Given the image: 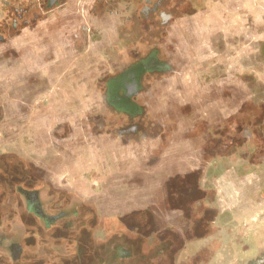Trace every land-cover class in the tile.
I'll use <instances>...</instances> for the list:
<instances>
[{
	"label": "rangeland",
	"instance_id": "374dc122",
	"mask_svg": "<svg viewBox=\"0 0 264 264\" xmlns=\"http://www.w3.org/2000/svg\"><path fill=\"white\" fill-rule=\"evenodd\" d=\"M128 1L0 0V22H4L0 26L4 31L13 21L35 27L44 19L51 23H62L63 19L65 25L74 23L82 26L80 34L84 45L97 42L98 46L100 42L103 46H110L119 42L125 50L127 43L134 41L139 34L137 27L142 22L138 12L146 4L141 0ZM52 2L58 4V8L68 10L69 15L51 14L46 17L47 11H43V8L52 6ZM261 3L264 6V0ZM200 6H203L202 1L192 8L197 10ZM211 6L209 3L206 8L214 9ZM167 7L170 9L171 4ZM261 9L264 11V7ZM72 10L77 11L75 16H72L75 13ZM114 10L123 12L113 14L111 11ZM263 15L259 16L261 20H264ZM191 16H179L173 22L176 25L171 26L169 35L158 39L160 45L156 48L165 50L161 53L160 60H175L173 66L179 77L167 79V74L171 73V65L165 63L160 71V74H166L162 80H144L145 93L151 90L155 96L149 100L145 94L135 101L138 110L141 107L146 109L142 120L146 121L145 124L147 120L153 123L169 119L188 120L189 108L184 106L179 111L175 109L179 108L180 103L184 104L192 99L197 105H204L203 111L191 110L195 116L208 115L209 119L217 121L222 117L226 119L224 116L231 106H252L254 112H246L247 118L263 121L264 47L261 45L264 43V26L255 32L256 38L262 40L260 47L257 42L256 48H243L242 44L230 42L238 36L239 31V36L245 38V43L252 36H248L251 32L247 29L241 28V22L247 20L248 16L234 13L233 16L214 17L204 12L195 17L197 28L200 25L209 26L202 38L183 32L185 27L193 26L195 31L196 24ZM76 19L78 21L75 22ZM212 22L219 28L215 33L212 32L215 31L213 26L210 27ZM237 27L240 29L238 32ZM67 29L71 28L66 26L64 30ZM92 30L96 33H92ZM91 34L96 39L90 37ZM204 39L211 42L210 52L206 54L200 48V42L203 43ZM184 41L192 44V48H186ZM179 42L180 48L176 46ZM168 46L170 52L167 50ZM126 53L129 54L130 51ZM124 56H120L122 60ZM183 62L193 64L185 68ZM79 64L81 71L84 70L82 66L86 67L84 64L88 65L81 56ZM94 72L99 73V70L90 64L87 74ZM84 78L86 75L79 80L80 89L77 93L71 90V84L75 85L76 81L64 79L62 91L55 95L49 88L43 96H12L11 90L0 81V264H174L175 258L171 257L173 205L153 203L144 207V203H127L130 195L141 196V191L134 186L135 182H130L131 179L123 187L120 184V180L124 179L122 177L129 174L128 169L136 166V161L126 153L125 161L108 158L110 176L102 173L100 176H93L95 170L104 168L102 154L105 145H112L113 148L118 142H110L114 138L113 133L105 139L109 129L124 123L130 124L134 119L131 120L133 117L119 110L117 113L111 112L105 105L108 104L106 91L101 96L93 89L94 81L83 80ZM233 83V93L219 92L221 87L225 88ZM175 84H178L180 92L166 95V90H171ZM23 100L29 105L27 112L19 108L23 107ZM147 100L150 106L146 105ZM41 104L44 106L40 110ZM56 107L58 111H48ZM147 109L151 114L147 113ZM46 110L49 112L47 116ZM139 113L136 112L137 116ZM63 117L77 121L73 127L74 135L78 131L79 136L83 132L87 136L95 132L97 138L92 146H88L90 149L85 150L87 147L82 143L74 144L76 146L72 148L69 141H44L45 137L42 136L45 125L47 126L45 121L51 124ZM256 129V142L264 147L262 129ZM98 134L102 135L99 137ZM58 135L65 136L60 132ZM181 147L182 145L173 155H178ZM115 154L117 157L121 155L119 150ZM226 164L230 166L228 162ZM123 192H126L125 195ZM228 198L227 203H231V196ZM141 206L143 208L130 210ZM177 209H181L179 214L183 215L182 208ZM239 212L241 221L236 227L233 242L240 252L238 257L245 259L255 250L252 248L264 246V220H260L264 217V207L257 208L254 212L248 208ZM212 214L213 212L207 211L208 217ZM183 229L181 227L175 230V237L178 236L176 249L183 246L182 235L179 234ZM127 242L137 244V251L128 258L118 256L117 247ZM185 256L184 254L183 257Z\"/></svg>",
	"mask_w": 264,
	"mask_h": 264
},
{
	"label": "crops",
	"instance_id": "0c3cea01",
	"mask_svg": "<svg viewBox=\"0 0 264 264\" xmlns=\"http://www.w3.org/2000/svg\"><path fill=\"white\" fill-rule=\"evenodd\" d=\"M150 1L148 0L149 8L147 10L145 4L138 12L142 22L137 27L139 34L134 41L127 43L125 50L119 42L110 46H103L100 42H98V46L97 42L95 44L88 42L84 45L81 42L80 34L82 26L74 23L65 25L63 19H61L62 23L57 21L51 23L50 20L44 19L35 27L25 26L18 21H13L16 25L11 26L13 23L10 21L8 28L0 32V81L3 85L5 83L8 90H11L12 96H27L29 94L43 96L47 94L49 88L55 92V95L62 91L61 84L64 79L76 81L75 85L71 84V90L77 93L80 89L79 80L81 76L86 75L83 80L94 81L95 88L93 89H96L101 96L106 91V95L109 97L118 84L116 81L124 79L127 82L124 84L125 89L121 90V94L129 95L130 101L135 104L140 96L143 97L146 94L149 100L155 96L151 90L145 93L144 80L150 78L160 81L166 76L163 72L160 74L161 70L157 69L132 71L134 70L132 67L136 64L143 61L166 63L168 66L171 65V73L167 74V79H178V71L173 66L175 60L167 61L168 59L164 58H162L163 61L160 60L161 53H164L165 50L162 51L156 46L160 45L159 40L169 35L171 26L176 25L173 22L179 16L192 15L195 24L197 22L195 17L204 12L206 15L214 17L233 16L234 13L238 16H248L247 20L241 22V25L243 24L241 28L247 29L248 32H251L248 36H252L247 37L249 39L245 43L246 40L239 36L240 29L237 27L238 36H235L230 43L242 44L243 48H256L257 42L260 47L261 41H264V38L260 40L255 35V32L264 26V20L259 18L264 14L261 9L264 7L261 3L262 0H258L260 4L257 3V0H171V2L170 0H152L153 6H157V3L161 1H166L167 5L171 4L170 9L164 8V10L158 11H155L156 7H154V11L150 9ZM200 1H202V7L205 10L203 11L201 6L198 8L199 10H194L192 7ZM209 3L214 6V9L206 8ZM51 5L48 8H43V11H47L46 17L51 14L55 16L69 15L68 10L58 8V4L52 2ZM127 10L130 9L127 8ZM111 12L119 14L123 11L114 10ZM72 13V16H75L77 11L72 10ZM164 13L166 17L161 16ZM3 23V21L0 22V24ZM210 24V27L213 26L215 29L212 32L215 33L219 30L216 24L213 22ZM66 26L71 29L65 31ZM193 27H185L183 32L193 33L202 38L204 31L209 29V26L206 25H200V28H197L196 24L194 31ZM91 32L96 33L95 30ZM93 37L96 36L93 35ZM155 38L157 39L155 40ZM202 41L200 48L204 50L203 54L209 53L211 42L205 39ZM247 43L248 45H246ZM183 45L186 48H192V44L189 45L185 41ZM176 46L180 48L181 42ZM261 47H264V43ZM167 50L170 52L169 46ZM128 51H130L129 54L126 53ZM122 55H125L123 60L120 57ZM80 56L85 58L88 64H84L86 67L82 66L84 69L82 71L79 64ZM202 59L203 57L200 60ZM90 64L97 67L99 73L87 74ZM191 64L193 63H182L185 68ZM102 69L104 70L101 71ZM178 84H175L171 90H166L165 94L169 96L171 93L180 92ZM232 86L234 83L225 88L221 87L219 92L230 91L233 93ZM149 100L146 102L148 106H150ZM23 101V107H18L27 112L29 105H26L25 100ZM105 105L111 112L117 113L118 108L120 109V107H113L111 102ZM40 106L41 110L44 105ZM184 106L190 109L188 120L169 119L162 122L158 120L157 123L147 120L146 124V121L142 120L146 109L143 110L141 107L138 110L136 108L140 115L131 116L133 117L131 120L134 119L131 121L132 123H124L114 129H109L107 135H103L106 139L109 134L113 133L114 138L110 142L115 143V140L118 142L113 148L111 144H108L111 146L105 145V151L102 154L104 168L95 170L93 176H100V173L109 175L108 158L113 157V160L123 159L125 161L126 153L136 161V166L127 168L129 174L122 177L124 179L120 180V184L123 187L126 181L131 179L130 182H135L134 186H137L141 191V196L130 195L127 203H144V207H149L153 203H171L173 205V210H171V257L175 258L174 264H264V246L257 245L258 247L252 248L255 250L251 255L240 259L238 257L240 252L233 242L237 231L236 227L241 221L239 211L248 208L254 212L257 208L264 207V147L256 142V128L262 129L261 133L264 139V120L257 121V119L247 118L246 112H254L252 106H231L224 116L226 119L222 117L217 121L209 119L208 115H192L191 110L195 112L204 110V105H197L192 99H189L187 103H180L179 108L175 111H179ZM48 111H58V108ZM48 113H45V116ZM147 113L151 114L148 109ZM74 121L64 117L51 124L45 121L47 126L45 125L42 136L45 137L44 141L49 140L50 143L51 141L55 143L69 141L72 148L76 146H73L74 144L82 143L87 147L85 150L90 149L88 146H92L97 138L95 132L88 136L83 132V135L79 136L78 131V134L74 135L73 127L77 122ZM129 127L133 131L131 135L128 133ZM210 128L212 129L210 130ZM59 132L65 136H59ZM101 135L98 134L99 137ZM181 145L179 154L173 155ZM117 150L121 153L119 157L115 154ZM143 159H145L144 162ZM155 162L157 163L155 164ZM226 162L230 166H227ZM125 193L123 192V195ZM228 196L232 198L231 203H227ZM228 199L230 200V197ZM232 200L236 203H233ZM120 202L122 203L123 199ZM143 206L130 210H137ZM180 207L183 215L179 214ZM207 211L213 212L212 216L208 217ZM260 220L263 221L264 217ZM181 227L184 228L182 232H179L182 235L183 246L176 249L178 236L175 237L177 235L175 230L181 229ZM136 245L133 242L123 243L117 247L116 254L128 258L137 251L138 245Z\"/></svg>",
	"mask_w": 264,
	"mask_h": 264
},
{
	"label": "trees",
	"instance_id": "16d2710c",
	"mask_svg": "<svg viewBox=\"0 0 264 264\" xmlns=\"http://www.w3.org/2000/svg\"><path fill=\"white\" fill-rule=\"evenodd\" d=\"M143 2H146V4L148 3V0H141ZM152 0L150 1V9L154 11V7H156L157 9H155V11L158 10H164V8L166 7L168 9V5L165 2H160L157 3V6H153L152 4ZM171 2V0H170ZM171 18H173V16H171ZM135 72H140L142 71V69H157V70H162L163 68V64H159V63H150L149 61H143L140 64H136V66L132 67ZM127 82V80H117L116 83H118L115 88L112 90V94L109 95L108 97V102H111V104L113 105V107H120V109L118 108V110H121L122 112L128 114L129 116H134L137 112V107L136 104L132 103L130 101V96L129 95H125V94H121V90L125 89V83ZM127 88V87H126ZM115 110V109H114ZM117 110V109H116ZM132 128H128V133L129 135L133 134ZM136 134V133H135Z\"/></svg>",
	"mask_w": 264,
	"mask_h": 264
},
{
	"label": "flooded vegetation",
	"instance_id": "af4514ba",
	"mask_svg": "<svg viewBox=\"0 0 264 264\" xmlns=\"http://www.w3.org/2000/svg\"><path fill=\"white\" fill-rule=\"evenodd\" d=\"M149 8V5H145V9L147 10ZM162 17H166V14L164 13V15L162 14L161 15ZM14 25H16L15 23H13V24H11V26H14ZM4 25H2V27H3ZM5 31V30H4ZM0 32H3V30H1V26H0ZM0 38H1V35H0ZM127 87V86H126ZM128 88V87H127Z\"/></svg>",
	"mask_w": 264,
	"mask_h": 264
}]
</instances>
